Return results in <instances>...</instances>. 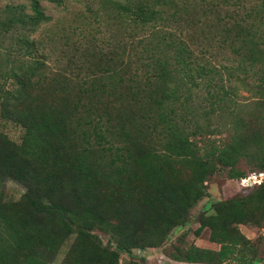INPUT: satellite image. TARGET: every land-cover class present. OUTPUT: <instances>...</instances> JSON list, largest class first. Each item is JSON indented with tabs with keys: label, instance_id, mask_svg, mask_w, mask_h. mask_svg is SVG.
<instances>
[{
	"label": "trees",
	"instance_id": "trees-1",
	"mask_svg": "<svg viewBox=\"0 0 264 264\" xmlns=\"http://www.w3.org/2000/svg\"><path fill=\"white\" fill-rule=\"evenodd\" d=\"M168 1H114L113 17L131 40V67L81 73L71 66L69 76L48 71L44 42L32 38L49 19L39 1L0 7V120L22 130L17 144L0 133V264H54L69 241L58 264H118L120 253L165 247L184 230L216 173L239 181L264 176V76L254 84L260 99L242 115L236 90L219 72L225 66L201 61L207 49L196 37L211 16L218 47L239 57L247 51L244 60L253 64L264 13L242 12L232 0L236 8L224 19L214 13L225 0H193L197 14L184 21ZM178 1L188 7L192 0ZM215 113L230 133L217 145L206 139ZM7 180L24 189L17 201L3 200ZM253 185L198 213L192 233L207 229L217 251L172 245L173 259L264 261L260 240L237 229L264 225V178Z\"/></svg>",
	"mask_w": 264,
	"mask_h": 264
},
{
	"label": "rangeland",
	"instance_id": "rangeland-1",
	"mask_svg": "<svg viewBox=\"0 0 264 264\" xmlns=\"http://www.w3.org/2000/svg\"><path fill=\"white\" fill-rule=\"evenodd\" d=\"M38 1L41 10L49 19L46 24L41 25L32 38L44 42V45L41 42L42 50L44 47L45 52L44 62L52 74L69 76L71 73H75V67H78L81 73H85L87 68L95 70L98 65H103L109 71H112L113 67L123 70L131 67V61L134 59L131 40L128 38V33L122 27L117 26L118 23L113 17L115 12L113 2L123 3L125 0H61L60 4L50 3L47 0ZM174 1H168L167 10L176 9L180 20L197 14L193 11V0L188 7L182 5L178 0ZM214 1L206 0L209 5ZM219 1L222 2V0ZM153 2L154 0H134L135 4L146 6H152ZM231 2L232 0L222 2V7L218 6L214 15L224 18L223 15L234 8L229 6ZM236 2L235 6L241 8L242 12H248V9L257 7L260 12L264 13V0H236ZM7 4L26 6L27 0H0V7ZM212 18L210 16L209 21L200 22L205 26L203 31L200 32V25L196 26L198 42L207 49L204 53L205 59H201V61H209L212 67H219L221 64L225 66L224 69H219L225 81L224 84L233 86L236 90L235 100L242 110V115L249 116L252 113L253 101L260 99L257 92L261 89H256L254 84L258 77L264 76V19L260 23L261 29L258 31L260 37L257 40V51L254 52L256 62L249 64L247 60H244L247 51L239 57L228 50L226 46L218 47V42L222 39L221 32L213 24ZM168 24L171 25V23ZM71 66H75L73 71L70 69ZM123 77L126 76L123 75ZM191 103L193 104V101ZM210 117L209 131L212 130L213 133L206 136V139L208 138L207 140L217 145L219 142H224L230 134L222 124V122L227 121L218 118L217 113ZM0 133L9 141L17 144L22 130L9 122L0 120ZM199 138L202 136H196V140ZM248 170L245 168V171ZM244 186L239 180L227 179L225 171L213 175L206 183L207 196L193 207L190 213V224L179 233L188 232L190 233L189 239H191L193 230L198 226L196 223L197 215L204 206L209 202L222 201L234 196H244L247 194ZM247 187L252 189L256 185ZM23 191L21 184L7 180L3 185V200L17 201ZM237 229L252 243L260 240L258 241V256L264 258V225L261 228L238 225ZM93 235H96L103 244L107 240V237L99 232H93ZM204 236L208 238V230L204 231ZM69 243L70 241L61 246L54 264L60 262ZM149 249L151 248L133 249L129 255L120 253L118 264H143V254ZM161 252L163 254L168 252V246L161 247Z\"/></svg>",
	"mask_w": 264,
	"mask_h": 264
},
{
	"label": "crops",
	"instance_id": "crops-1",
	"mask_svg": "<svg viewBox=\"0 0 264 264\" xmlns=\"http://www.w3.org/2000/svg\"><path fill=\"white\" fill-rule=\"evenodd\" d=\"M207 229H203L202 232L198 236H193V233L191 234V239H189L188 232H182L185 233L184 237L181 239L180 242H176L175 238L177 235H180L178 231L176 233V236L172 238L165 246H168V252H165L164 254L161 252V248H151L145 254H143L144 263L143 264H205V263H193V262H187V261H178L176 259H173L172 255H174L173 247L178 246L179 248H186L188 244H192L194 247L204 250H210V251H217L218 246L214 243H211L208 241V238L204 236V231ZM183 231V230H182ZM181 233V234H182ZM188 242L186 243L185 241ZM144 253V252H143ZM253 264H264V261H257Z\"/></svg>",
	"mask_w": 264,
	"mask_h": 264
},
{
	"label": "built area",
	"instance_id": "built-area-1",
	"mask_svg": "<svg viewBox=\"0 0 264 264\" xmlns=\"http://www.w3.org/2000/svg\"><path fill=\"white\" fill-rule=\"evenodd\" d=\"M263 178H264L263 173L251 174L248 177L240 180V183L243 186L245 185L244 187H247L253 184H259Z\"/></svg>",
	"mask_w": 264,
	"mask_h": 264
}]
</instances>
